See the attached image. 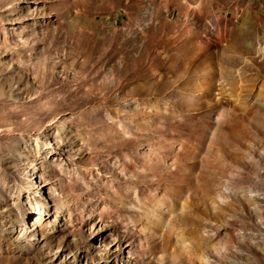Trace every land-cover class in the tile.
I'll list each match as a JSON object with an SVG mask.
<instances>
[{
    "label": "rangeland",
    "instance_id": "1",
    "mask_svg": "<svg viewBox=\"0 0 264 264\" xmlns=\"http://www.w3.org/2000/svg\"><path fill=\"white\" fill-rule=\"evenodd\" d=\"M0 264H264V0H0Z\"/></svg>",
    "mask_w": 264,
    "mask_h": 264
}]
</instances>
